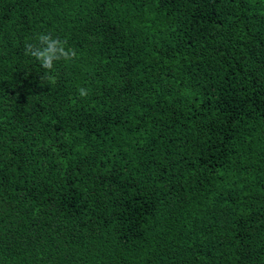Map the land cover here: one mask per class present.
I'll return each mask as SVG.
<instances>
[{"label":"trees","instance_id":"trees-1","mask_svg":"<svg viewBox=\"0 0 264 264\" xmlns=\"http://www.w3.org/2000/svg\"><path fill=\"white\" fill-rule=\"evenodd\" d=\"M0 264H264V0H0Z\"/></svg>","mask_w":264,"mask_h":264},{"label":"clouds","instance_id":"clouds-1","mask_svg":"<svg viewBox=\"0 0 264 264\" xmlns=\"http://www.w3.org/2000/svg\"><path fill=\"white\" fill-rule=\"evenodd\" d=\"M24 55L30 56L39 62L40 66L49 73L48 78L53 79L51 73L54 64L58 61H72L77 57L75 49L67 46V42L54 38L51 34H39L36 43L24 45ZM81 98L89 95L88 89L81 87L78 90Z\"/></svg>","mask_w":264,"mask_h":264}]
</instances>
